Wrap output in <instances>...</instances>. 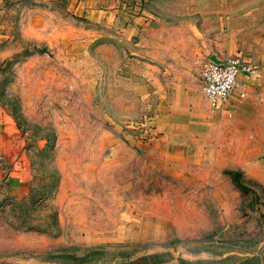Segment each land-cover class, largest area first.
<instances>
[{
	"label": "rangeland",
	"instance_id": "rangeland-1",
	"mask_svg": "<svg viewBox=\"0 0 264 264\" xmlns=\"http://www.w3.org/2000/svg\"><path fill=\"white\" fill-rule=\"evenodd\" d=\"M210 56L249 68L235 124L199 92ZM165 102L188 123L171 139ZM0 106L30 162L0 264L264 256V0H0Z\"/></svg>",
	"mask_w": 264,
	"mask_h": 264
},
{
	"label": "crops",
	"instance_id": "crops-1",
	"mask_svg": "<svg viewBox=\"0 0 264 264\" xmlns=\"http://www.w3.org/2000/svg\"><path fill=\"white\" fill-rule=\"evenodd\" d=\"M241 88V91L244 90L243 92H245L246 86H241ZM242 103L243 102L234 100L233 97L230 98L229 109L231 117L233 118L232 123L234 124L235 122L237 123L240 112L244 116L245 104L243 105ZM176 109V103L165 102L162 106V110L155 116L156 127L162 124L161 129L164 135H167L170 139L171 136L174 137V135H176V131L174 130L177 129V125L182 127L185 126L182 123H187L184 117L177 115L175 112ZM159 127L158 129L160 131ZM244 130L249 132L248 129ZM244 130L242 131V138L245 136ZM186 134V139L189 140L190 132H186ZM248 134L249 133H247V135ZM237 135L240 136L241 132H237ZM167 153L171 158L177 159L175 156L177 151H167ZM239 156L242 159L234 157L231 160V164H236L241 168L245 160L242 154L238 155V157ZM29 174L30 162L19 129L12 117L0 106V197L14 200L24 197L28 191L30 181ZM229 264H264V256L250 255Z\"/></svg>",
	"mask_w": 264,
	"mask_h": 264
},
{
	"label": "built area",
	"instance_id": "built-area-1",
	"mask_svg": "<svg viewBox=\"0 0 264 264\" xmlns=\"http://www.w3.org/2000/svg\"><path fill=\"white\" fill-rule=\"evenodd\" d=\"M248 72L249 68L238 57L220 60L218 64L209 61L204 67L199 81V92L208 110L230 118V98L238 85L239 76ZM243 96V93L239 94L240 98Z\"/></svg>",
	"mask_w": 264,
	"mask_h": 264
},
{
	"label": "water",
	"instance_id": "water-1",
	"mask_svg": "<svg viewBox=\"0 0 264 264\" xmlns=\"http://www.w3.org/2000/svg\"><path fill=\"white\" fill-rule=\"evenodd\" d=\"M209 61L212 62V63H214V64L220 63V60L216 59L215 56H210L209 57Z\"/></svg>",
	"mask_w": 264,
	"mask_h": 264
},
{
	"label": "trees",
	"instance_id": "trees-1",
	"mask_svg": "<svg viewBox=\"0 0 264 264\" xmlns=\"http://www.w3.org/2000/svg\"><path fill=\"white\" fill-rule=\"evenodd\" d=\"M232 177H239L238 173H231L230 174Z\"/></svg>",
	"mask_w": 264,
	"mask_h": 264
}]
</instances>
